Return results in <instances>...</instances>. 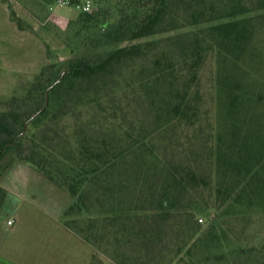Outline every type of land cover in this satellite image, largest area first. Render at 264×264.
<instances>
[{
	"label": "trees",
	"instance_id": "1",
	"mask_svg": "<svg viewBox=\"0 0 264 264\" xmlns=\"http://www.w3.org/2000/svg\"><path fill=\"white\" fill-rule=\"evenodd\" d=\"M88 1L0 111V181L22 163L65 192L90 264H264L241 226L264 231V0Z\"/></svg>",
	"mask_w": 264,
	"mask_h": 264
},
{
	"label": "rangeland",
	"instance_id": "2",
	"mask_svg": "<svg viewBox=\"0 0 264 264\" xmlns=\"http://www.w3.org/2000/svg\"><path fill=\"white\" fill-rule=\"evenodd\" d=\"M52 2L0 0V111L12 97L24 95L27 85L44 66L68 58L62 39L68 22L75 20L80 10L75 6L56 7ZM215 70L211 62L201 73L200 82L207 94L211 93ZM206 100V109L211 111L209 96ZM74 124V120L67 121L69 129ZM36 206L23 208L13 230L1 225H5L6 218L2 216L0 233L5 235L7 242L0 250L1 264H90L92 247L62 228L53 211L39 210ZM26 210L30 211V216ZM6 214L11 215L10 211ZM198 218L203 220L200 224L204 226V217ZM241 226L249 244L264 239V231L255 218L250 224ZM241 226L234 228L239 231ZM97 258L102 264H114L101 254H97Z\"/></svg>",
	"mask_w": 264,
	"mask_h": 264
},
{
	"label": "crops",
	"instance_id": "3",
	"mask_svg": "<svg viewBox=\"0 0 264 264\" xmlns=\"http://www.w3.org/2000/svg\"><path fill=\"white\" fill-rule=\"evenodd\" d=\"M37 185L42 186L39 187V189L32 188V186L35 187ZM0 186L6 193L4 203L0 211V221L3 215L6 217L5 225L4 223H1L2 226H6L13 230L19 222L18 218L23 208H32L38 204L36 207L39 210L49 209V212L50 210L53 211L55 219L59 222V224H61L62 228L75 235L72 231L66 228L61 220L64 211L71 204L70 197H68L65 192L49 183L34 169L22 163H15L1 179ZM40 205H42L41 208H39ZM7 211H10L11 215L7 216ZM26 211H28V216H30V211ZM3 220L4 219H2V221ZM8 221L12 222L11 225L7 224ZM6 242L7 238L3 233H0V250L5 247Z\"/></svg>",
	"mask_w": 264,
	"mask_h": 264
},
{
	"label": "built area",
	"instance_id": "4",
	"mask_svg": "<svg viewBox=\"0 0 264 264\" xmlns=\"http://www.w3.org/2000/svg\"><path fill=\"white\" fill-rule=\"evenodd\" d=\"M52 5L56 7L75 6L82 12H90L92 9V3L88 0H79L78 3L72 4L71 0H53ZM11 221H8V225H11Z\"/></svg>",
	"mask_w": 264,
	"mask_h": 264
}]
</instances>
